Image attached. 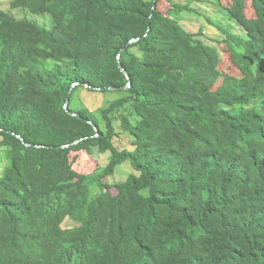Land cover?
<instances>
[{
  "label": "trees",
  "instance_id": "obj_1",
  "mask_svg": "<svg viewBox=\"0 0 264 264\" xmlns=\"http://www.w3.org/2000/svg\"><path fill=\"white\" fill-rule=\"evenodd\" d=\"M9 7L52 24L0 9V264H264V0Z\"/></svg>",
  "mask_w": 264,
  "mask_h": 264
},
{
  "label": "rangeland",
  "instance_id": "obj_2",
  "mask_svg": "<svg viewBox=\"0 0 264 264\" xmlns=\"http://www.w3.org/2000/svg\"><path fill=\"white\" fill-rule=\"evenodd\" d=\"M9 1L11 0H0V9L2 10H8L10 11L14 16L17 18H23L27 17L29 19L35 20L37 23H39L42 26L49 27L52 24V18L49 13H42V14H34L29 11H26L24 9H9ZM221 5H227L229 3V0H219ZM210 6L215 7L214 4H210ZM162 7H165V3L162 4ZM206 10V9H205ZM212 10V9H211ZM210 10V11H211ZM211 19L215 22H222L224 25L229 27L231 30H236V27L231 24L228 20L221 18L219 10H216L214 12L211 11ZM182 21L185 24V27L190 31H197L200 26L203 27V32L208 36V38H214V37H221L220 32L214 28L213 26H210L207 24L203 16H197L195 14H183L182 15ZM237 31V30H236ZM209 40V39H208ZM222 71H228L229 73H235L236 69L227 61L221 62L220 66ZM80 95L83 97L84 94L82 92ZM118 95V93H110L106 96H99L96 98H89L85 102L87 105H94V106H100L102 103H104L105 99L111 98L113 96ZM118 131H120L119 128H117ZM121 135L116 138V143L118 145H128V138L125 133L120 131ZM105 158H94L90 157L89 155L82 154L80 161L78 163L79 168H81L82 171L86 173L93 172L94 169L98 166V164H104ZM125 164V163H124ZM122 164V165H124ZM128 170V167L120 168L118 170L117 175L114 174V176L109 177V180L112 181L114 179L115 181H119L121 179H124V173L123 171Z\"/></svg>",
  "mask_w": 264,
  "mask_h": 264
},
{
  "label": "water",
  "instance_id": "obj_3",
  "mask_svg": "<svg viewBox=\"0 0 264 264\" xmlns=\"http://www.w3.org/2000/svg\"><path fill=\"white\" fill-rule=\"evenodd\" d=\"M154 2H156V0H154ZM138 38H134V39H132V41H134V40H137ZM119 67L121 68V70L123 71V73L127 76V78L130 80V76L128 75V73L126 72V70L121 66V64L119 63ZM77 83H74L72 86H74V85H76ZM83 85L84 86H86V87H89V85L87 84V83H83ZM129 86V83L128 84H126L125 86H123L122 88H126V87H128ZM110 89H113L112 87L110 88ZM70 114H72V115H76L74 112H69ZM26 145H29V144H27V143H25Z\"/></svg>",
  "mask_w": 264,
  "mask_h": 264
}]
</instances>
